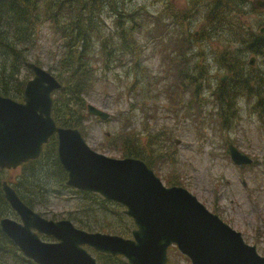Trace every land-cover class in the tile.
<instances>
[{"label": "trees", "instance_id": "1", "mask_svg": "<svg viewBox=\"0 0 264 264\" xmlns=\"http://www.w3.org/2000/svg\"><path fill=\"white\" fill-rule=\"evenodd\" d=\"M110 3L107 0H0V95L23 98L28 79L24 82L20 77L28 63L27 54L43 43L44 37H51L57 47V52H52L55 64L50 66V71L57 72L62 85L54 93L53 118L58 126L82 128L86 98L103 80L102 75L109 76L116 69L114 63H125L129 72L135 70V77L141 74L143 80L137 78V86L148 82L151 74L141 53L143 47L138 45L141 21L132 13L119 12L120 2H116L118 7L111 17L115 18L117 30L107 35L104 14ZM254 12L256 8L249 0H191L188 9L170 12L172 24L164 23L162 16L156 20L151 15L150 19L143 17L145 29L154 25L147 32L150 37L144 33L145 37L155 44L157 52L161 49L163 55L159 70L151 77L152 96L169 92L170 98L176 101L190 94V107L182 110L184 117L189 118L196 112L203 114L209 104L203 94L211 89L207 81L205 86L204 78H208L213 63L228 79L225 83L220 80L213 90L212 97L218 106L212 110L211 117L219 116V125H227L233 116L234 101L237 104L238 95L245 93L254 100L253 114L264 132V35L249 30L247 21ZM194 23L200 27L198 34L192 32ZM203 44L209 46L203 48ZM249 55H257V59L262 60L260 68L258 64L249 66ZM130 58L133 62H124ZM73 110L80 113L79 118L76 117L78 112ZM113 120L120 125L126 121V126L116 135L120 138L123 158L143 160L151 169L156 164L167 166L175 162L169 156L174 154L175 132L145 135L147 131L139 132L126 114H119ZM57 147L56 138H52L39 159L17 169L19 174L13 181L6 177V170L0 169V221L16 216L2 189V183L9 181L21 200L44 216L48 215L45 210L54 195L61 197L71 191L76 206L67 212L66 218L78 228L130 237L134 224L124 214V207L97 194L67 187V173L59 162ZM255 163L244 168L257 166ZM19 253L0 227V264H35L21 253L19 257ZM98 259L101 264H122L123 258L99 254Z\"/></svg>", "mask_w": 264, "mask_h": 264}, {"label": "water", "instance_id": "2", "mask_svg": "<svg viewBox=\"0 0 264 264\" xmlns=\"http://www.w3.org/2000/svg\"><path fill=\"white\" fill-rule=\"evenodd\" d=\"M254 6L264 9V0H256ZM260 32L264 34V28ZM256 62L252 57L249 65L254 67ZM28 68L34 77L27 82L21 102L0 95V169L15 170L39 159L44 145L56 136L67 186L125 207L124 213L133 220L135 229L132 238H124L88 232L69 220H47L4 181V197L20 221L5 217L0 227L26 258L36 264H99L88 247L101 254L122 256L128 264H168V250L175 246L191 264H264L255 246L247 244L241 233L211 213L188 190L166 187L144 161L100 154L78 129L59 127L52 110L53 93L61 83L39 65L29 63ZM87 111L102 121L110 118L93 105H88ZM229 150L235 165L253 163L234 145ZM41 236L56 242H45Z\"/></svg>", "mask_w": 264, "mask_h": 264}, {"label": "rangeland", "instance_id": "3", "mask_svg": "<svg viewBox=\"0 0 264 264\" xmlns=\"http://www.w3.org/2000/svg\"><path fill=\"white\" fill-rule=\"evenodd\" d=\"M255 1L249 0L253 5ZM107 2H111L104 14L107 35H111L117 30L113 22L115 18L111 17L112 11H116L118 7V4L115 6L116 2H120L121 11L119 12L132 13L135 15V19L141 21L142 30L137 34L140 39L138 45L143 47L141 53L152 77V74L159 70L158 66L163 62V55L160 53L161 49L157 52L155 44L148 42L145 37L144 33L149 36L147 32L154 28V25L150 24L145 29L143 17L148 16L150 19L151 15L153 20H156L162 16L164 23L172 24L170 12L173 9H188L191 6V0H107ZM245 10L250 11V9ZM139 13L140 15H136ZM254 13V15L251 14L247 23L254 28V31L259 32L261 22L264 21V9L257 8ZM199 28L194 23L192 32L198 34ZM208 46V44L202 45L203 48ZM220 47L224 48L223 45ZM52 52H57V47L53 45V39L44 37L43 43H39L28 52L27 60L29 63H34L49 71L50 66L55 64ZM254 56L258 58L257 55ZM251 57L252 55H249L247 60L249 61ZM209 58L211 59V55ZM128 61L133 62V58L124 62ZM211 64L208 71L209 76H206L207 79L204 78L205 86L207 81V85L211 86V89L203 94L205 102H209V104L203 110V114L199 115L196 112L193 116L186 118L182 110L187 111L190 107L192 100L190 94H186L176 101L170 98L169 92L154 98L150 84L151 77H147L148 82L137 86V78L143 80L141 74L135 77L134 69L131 73L125 63L123 65L114 63L113 66L116 69L109 76L102 75L103 80L86 98L85 116L83 122L80 123L82 128H78V130L84 133L87 144L94 151L117 159H122L124 155L120 138L116 135L126 126V121L120 125L113 120L119 114H126L136 124L139 132L147 131L145 135L148 133L165 135L175 132L177 136L173 139L174 154L169 155L175 162L167 166L156 164L152 168L155 174L167 187L178 184V186L186 188L209 211L219 215L233 229L240 232L246 243L255 246L258 254L264 257V132L260 128L257 116L253 114L254 100L249 99L245 93L238 95L237 104L234 101L235 108L231 112L233 116L227 125H219V116L211 117L212 110L218 106L215 103L216 99L212 97L213 90L226 76L225 72L222 70L218 72L217 67L213 63ZM257 64L260 68L262 60L258 59ZM51 71L57 75V72ZM33 77L32 71L26 66L20 80L26 82L28 79V82ZM162 87L165 89L166 84ZM21 98L14 100L20 102L23 99ZM57 98L59 99V94ZM88 105H93L109 113L111 118L103 122L89 116ZM173 105H175V109ZM72 106L76 108V105ZM129 110L131 111L128 112ZM76 117H80L79 112ZM176 141L180 143L178 144ZM229 144L234 145L239 152L253 159L258 165L250 169L244 168L247 165L235 166L227 149ZM165 146H172V144ZM18 174L19 171L16 169L7 171L5 175L10 181H13ZM71 195H74L71 191L64 192L61 197L54 195L48 210H45L48 214L46 216L55 221L67 219V212L76 206ZM37 211L41 212L38 209ZM14 219L20 221L17 216ZM43 240L53 241L47 237H44ZM88 250L97 260L100 259H98V252L92 249ZM17 255L21 256L20 253ZM169 263L191 264L190 260L183 256L176 247H171L169 250ZM122 264L128 263L122 259Z\"/></svg>", "mask_w": 264, "mask_h": 264}, {"label": "flooded vegetation", "instance_id": "4", "mask_svg": "<svg viewBox=\"0 0 264 264\" xmlns=\"http://www.w3.org/2000/svg\"><path fill=\"white\" fill-rule=\"evenodd\" d=\"M255 7V6H254ZM257 10V9H256ZM261 27H260V30L262 29V28H264V21L263 22H261V25H260ZM249 30L250 31H253V32H255L256 33V31H254V28L250 25L249 26ZM260 30H259V33L260 34H262V35H264L263 33H261L260 32ZM9 171H11V170H9ZM9 184H11L10 182H9ZM43 217H45L43 214H41ZM52 220H54V219H52ZM64 220H68V219H64ZM46 238V236H43V238ZM48 239H52V238H49V237H47ZM53 241L52 242H56V240H54V239H52Z\"/></svg>", "mask_w": 264, "mask_h": 264}]
</instances>
